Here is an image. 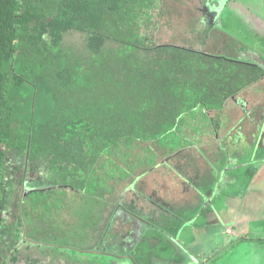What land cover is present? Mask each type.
Listing matches in <instances>:
<instances>
[{"label": "trees", "instance_id": "16d2710c", "mask_svg": "<svg viewBox=\"0 0 264 264\" xmlns=\"http://www.w3.org/2000/svg\"><path fill=\"white\" fill-rule=\"evenodd\" d=\"M164 12L163 0H0V193L8 203L14 159L45 172L50 189L28 192L24 207L39 241L58 246L65 237L45 224V238L33 227L39 210L52 213L57 191L114 197L136 171L190 145L180 137L186 118L206 119L263 76L235 64L237 90L214 88L217 58L195 50L192 39H154ZM194 29L191 37L208 36ZM74 34L81 42L68 41ZM23 225L10 231L15 244Z\"/></svg>", "mask_w": 264, "mask_h": 264}, {"label": "crops", "instance_id": "0c3cea01", "mask_svg": "<svg viewBox=\"0 0 264 264\" xmlns=\"http://www.w3.org/2000/svg\"><path fill=\"white\" fill-rule=\"evenodd\" d=\"M229 3L240 4L228 0L226 7ZM225 9L221 11L222 29L214 26L215 15L206 38L191 37L197 44L195 50L212 55L221 63L222 68L213 74V87L224 93L236 89L231 74L235 64L251 73L260 70L263 76L227 97L222 109L207 111L206 119L186 118L180 137L190 145L166 160L160 159L153 169L136 171L125 185H120L124 191L119 190L118 201L123 204L126 194H135L133 203L142 205L137 213H144L158 228H163L147 238L150 256L156 258L160 247L173 250L159 256L162 264L183 261L175 249L176 239L182 250L200 248L199 252H191L195 257L187 264H264V16L256 18L260 12L250 8H232L228 18L236 25L239 20L242 22L241 27L236 26L241 36H232L222 26ZM198 11L200 21L211 20L203 8ZM238 11L243 14L238 16ZM186 158L196 164L193 169L181 167L182 164L174 167L168 162L176 159L186 163ZM190 210L194 215H188ZM219 216L229 218L224 221ZM181 222L183 226L192 225L193 232L180 231ZM122 248L128 249L126 244ZM114 258L115 264L132 263L118 255Z\"/></svg>", "mask_w": 264, "mask_h": 264}, {"label": "rangeland", "instance_id": "374dc122", "mask_svg": "<svg viewBox=\"0 0 264 264\" xmlns=\"http://www.w3.org/2000/svg\"><path fill=\"white\" fill-rule=\"evenodd\" d=\"M227 1L228 0H163V8H166L168 13L164 12V16L160 20L159 18L157 19L159 26L155 32L154 39L161 44H176L178 42V44L183 45L187 43L188 40L192 39L193 28H195V32L197 27L207 29L213 28L212 18L206 22L201 21V24L197 25V20L202 19L201 13H199L198 10L202 7L204 8L203 5L206 2L209 3L206 7H210L212 16L216 15L214 26L219 27V29H222L220 24L221 11L227 8L225 9V14H223L225 18L222 26H224L226 31L231 33L232 36H241V32L236 30V26L241 27L242 25L241 20L238 22L239 25H236L234 24L235 21L228 18L229 15L231 16L232 8H235V10L250 8L257 13L260 12L258 16L257 14L255 15L256 18L264 16V0H234L240 2V4L229 3L227 7L220 10L214 8L220 4H226ZM242 14V12H239L238 16ZM81 40L82 36L80 34H74L68 38V41L71 43H79ZM168 162L174 167L183 164L179 163L176 159H168ZM10 164H14L19 170L15 171L13 167H9L7 171V174L13 172L11 179L13 180L12 182L15 183L13 186V194H11L8 203L3 204L4 197L3 194L0 193V264H80L83 260L85 262L86 256L90 254L84 253V251L88 252L95 250L101 235L106 231L114 209L117 207L119 190L124 191V189L121 188L122 186L118 187L116 197L114 196L109 199L90 197L77 193L72 189L67 190V196L61 191H57L51 196L53 202H51L52 213L49 214L44 212L45 215H43V211L39 210L36 213L38 216L33 227L36 229L37 233L45 235V238H49L50 231L46 229L45 224L46 226L49 225L50 229L53 228L55 230L52 231V234L55 232L58 235H65V237L63 236L64 239L58 245L77 249L75 252L69 249H61V254L58 255L53 251L45 249L50 248L48 246L42 244L38 246L29 241L38 240V238L32 235L24 211V207H26L28 203V192L50 189V183L44 178L45 172L40 169L34 172L32 166L27 164L26 158L14 159ZM144 192H146V190H144ZM149 193L150 191L147 194ZM133 195L136 197L135 194ZM134 197L129 193L126 194L123 199V204H126L125 207L127 209L131 208V210L137 214L136 210L142 205L139 206L133 203L136 202V198ZM154 200H156V202L158 201V199ZM188 215L191 216L194 215V213L190 210ZM219 217L224 221L229 218H225L224 216ZM21 220L24 224L22 239L19 243L15 244L10 231L12 227ZM119 227V225L116 226L114 230L115 233H120L121 230ZM190 231L193 232L192 230ZM24 233H26L25 236L27 240H24ZM196 240L198 239H194V241ZM114 242L115 240H113V244ZM199 249V247H194L192 251L196 253L199 252ZM95 255L97 256L98 254H93V257ZM99 256L110 259L107 254H100ZM14 258L17 259L16 262L13 261Z\"/></svg>", "mask_w": 264, "mask_h": 264}, {"label": "flooded vegetation", "instance_id": "af4514ba", "mask_svg": "<svg viewBox=\"0 0 264 264\" xmlns=\"http://www.w3.org/2000/svg\"><path fill=\"white\" fill-rule=\"evenodd\" d=\"M207 4L209 3L207 2L204 3L203 5L204 8L202 7L205 10L206 14H208L209 12L207 11L209 9L206 7ZM184 161L185 162L187 161V162L183 163L181 167H189L193 169L196 166V164H194L192 160H187L186 158L184 159ZM203 189L205 191H208L207 190L208 188H203ZM208 213L209 212H207L206 214L208 215ZM142 215L143 216H141V214L139 213L135 214L131 210V208L127 209L124 204L118 201L117 207L114 209L112 213V216L110 218L106 231L103 232L104 234L102 238H100V240L98 241V244L95 247L94 251L99 252L103 255L105 254L109 255L110 259L105 258V260H108L111 264H115L114 257L117 255L119 257H124V259H127V260L129 259V261L132 260L131 264H157L159 263L160 261H158V259L160 258L159 257L160 255L165 254V252L167 251H173V250H171V248L169 247H160L156 252L157 259L149 255L150 247L147 248V238H149L150 235L154 236L155 232L157 233L163 228H158L157 224H154L152 222V219L148 216H145L144 213ZM210 221H211V224H210L211 225L210 228H211L213 227V219H211ZM186 224H187L186 226H183L184 224L182 222L179 224L181 225V227L183 226L180 229V231L186 230L188 232L191 229L192 225H188V223ZM118 225L120 226L119 229L121 231L120 233H115L114 230L116 229V226ZM179 227L180 226L176 228L179 229ZM113 240H115L114 244H113ZM29 241L34 244L38 242L43 245L44 243V241L42 242L38 240H35V241L29 240ZM176 241H177L176 243L177 246L175 247V249L178 251V254L183 260V261H180L181 262L180 264H187L188 262L191 261L192 258L194 259L195 256L192 255L193 253L192 250H182L179 240L176 239ZM44 244L45 245L50 244V245H53L54 247H58L59 249H69L74 252L77 250L73 247H68V246H61V245L56 246V244H52L49 242H45ZM124 244H126L128 248L126 251H124L122 248ZM37 245L40 246L39 244ZM85 252L87 251H84V253ZM88 252H92V251H88ZM121 252H123L122 253L123 256L119 255ZM133 253L140 255V257L134 258ZM89 256H91V258L93 257V255L90 254V255H87L86 258ZM91 258H88L87 260H85V264H91L90 262H88ZM160 263L161 264L163 263L162 260ZM69 264H73V263H69Z\"/></svg>", "mask_w": 264, "mask_h": 264}, {"label": "water", "instance_id": "95a60500", "mask_svg": "<svg viewBox=\"0 0 264 264\" xmlns=\"http://www.w3.org/2000/svg\"><path fill=\"white\" fill-rule=\"evenodd\" d=\"M225 7H226L225 4H220V5H218L217 7H214V8L220 10V9L225 8ZM207 11H209V12H208V16H209V18H210V19H211V18L213 19L212 12L210 11V7H209V9H208ZM23 237H24V240H27V238H26V236H25V233H24V236H23ZM35 244H39V245H40L41 243H38V242H37V243H35ZM85 253H87V254H92V255H93V254H98L99 252L92 251V252H85Z\"/></svg>", "mask_w": 264, "mask_h": 264}]
</instances>
